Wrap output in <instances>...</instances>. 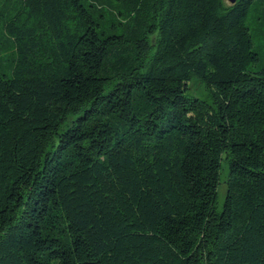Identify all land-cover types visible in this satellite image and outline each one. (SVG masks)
I'll return each instance as SVG.
<instances>
[{"label":"trees","instance_id":"16d2710c","mask_svg":"<svg viewBox=\"0 0 264 264\" xmlns=\"http://www.w3.org/2000/svg\"><path fill=\"white\" fill-rule=\"evenodd\" d=\"M0 264H264V0H0Z\"/></svg>","mask_w":264,"mask_h":264},{"label":"rangeland","instance_id":"374dc122","mask_svg":"<svg viewBox=\"0 0 264 264\" xmlns=\"http://www.w3.org/2000/svg\"><path fill=\"white\" fill-rule=\"evenodd\" d=\"M227 1L230 2V0H227ZM257 5L258 4L256 3V1H254L253 3L250 4V11H249V14L247 15V20H246L247 24L253 30H254L255 26L257 25V21H255L252 11L254 10V7L257 6ZM192 86L195 87L196 90L199 91V96L201 98L209 99L211 97L208 88H206L205 85L202 82H194L192 84ZM226 173H227V167H225V169L223 170V176H225ZM224 198H225V189H222L220 191V203L221 204L224 201Z\"/></svg>","mask_w":264,"mask_h":264},{"label":"water","instance_id":"95a60500","mask_svg":"<svg viewBox=\"0 0 264 264\" xmlns=\"http://www.w3.org/2000/svg\"><path fill=\"white\" fill-rule=\"evenodd\" d=\"M231 1H235V0H231Z\"/></svg>","mask_w":264,"mask_h":264}]
</instances>
